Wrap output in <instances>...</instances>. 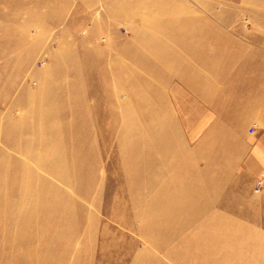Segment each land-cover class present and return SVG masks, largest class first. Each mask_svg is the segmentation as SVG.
I'll use <instances>...</instances> for the list:
<instances>
[{
  "label": "rangeland",
  "instance_id": "obj_1",
  "mask_svg": "<svg viewBox=\"0 0 264 264\" xmlns=\"http://www.w3.org/2000/svg\"><path fill=\"white\" fill-rule=\"evenodd\" d=\"M6 62L0 264H264V179L246 180L231 135L197 143L213 117L189 77L264 68V0H0ZM149 112L188 156L150 159ZM159 195L177 199L166 214Z\"/></svg>",
  "mask_w": 264,
  "mask_h": 264
},
{
  "label": "crops",
  "instance_id": "obj_2",
  "mask_svg": "<svg viewBox=\"0 0 264 264\" xmlns=\"http://www.w3.org/2000/svg\"><path fill=\"white\" fill-rule=\"evenodd\" d=\"M250 65L251 62L247 65L240 64L236 71L237 75L230 81L226 79L231 70H223V67L215 63L211 66L208 64L210 68L208 76H205L203 71L189 77L193 78L190 86L193 89L194 101L197 102L194 106L202 104L195 110L205 109L203 104H206L213 117L211 127L207 128L208 133L205 136L210 142L204 137L197 143L213 144L217 139L224 136L228 138L229 135L235 138L232 140L240 145L242 172L251 185L257 180L264 179V68H250ZM248 85L251 86L247 88ZM237 89H241L242 93L235 91ZM199 117L194 119L195 123ZM247 126L255 127V133L248 134Z\"/></svg>",
  "mask_w": 264,
  "mask_h": 264
},
{
  "label": "bare ground",
  "instance_id": "obj_3",
  "mask_svg": "<svg viewBox=\"0 0 264 264\" xmlns=\"http://www.w3.org/2000/svg\"><path fill=\"white\" fill-rule=\"evenodd\" d=\"M4 42H6V41H4ZM14 63L16 65L21 66L19 61H17V60ZM7 65H9L8 62H6L4 64L3 68H0V73L2 72V70ZM128 71L130 72V74H132L135 77L136 80L137 79H138V81L141 80L140 77L139 76L137 77V75L133 71H131L129 69L127 70V72ZM144 82L145 81H142L141 83H144ZM147 83L149 84L148 81H147ZM139 88L140 89L137 91L138 95L135 98V100H138V102H140V103L144 102V100L147 101L148 100L147 99L148 93L150 94V92H149L150 86L147 90L142 89L141 87H139ZM150 108H151V104H150ZM146 109H147V107H146ZM148 110H149V105H148ZM136 112H137V114H136L137 116L135 115V120L137 122H140L141 120L145 119L144 118L145 116H144V114H142L141 111H136ZM157 113H159V111ZM149 114L152 115L150 117L148 116V118H150L148 120L153 124L152 127H158V129L153 131V129L151 127V134L148 136L147 139H145V143L147 144V146L149 148V151H148L149 154H152V148H154L156 150V152L159 153V154H157V156L153 155L152 158H150V159H152L153 162L154 161H159V162L163 161V162L167 163L169 166H172L173 164L176 163L177 160H180L181 158L183 159L184 157L188 156V154H190V152H188L189 150H187V148L181 147L182 143H179L181 141V138H178V140H177L176 138L171 139V137H170V131L172 130L170 128H171L172 124L174 123L173 119H168V117H166V116L164 118L163 117L153 118L154 114L151 112H149ZM123 115L125 118L128 116H131L130 112H125ZM135 127H136V124H135ZM126 130H128V126H127ZM175 135H176V133L174 134V136ZM121 142L124 146L130 144V146H129L130 151L134 152L136 150V145L133 144V142H135V136L130 137V139L129 138H127V139L121 138ZM136 142H139L141 145H143L139 138L137 139ZM121 148H122V146L120 145L116 149L119 150ZM140 154L142 155L141 149H140ZM154 156H155V158H154ZM182 167H184V166H182ZM154 173H155V171H154ZM185 173H186L185 178H188V183H190L191 186H195V185H193V181L191 180L192 176H189V175H191L190 169H187L185 167ZM194 176H195L194 177L195 181L199 180L198 174H195ZM181 182L182 181L177 183V185H175V186L182 187L184 183L181 184ZM200 196H202V192L200 193ZM188 198H190V197H188ZM172 202H177V199H174V198L169 199L168 197H167V199L166 198L163 199L162 195H159V200L157 202H154V206H157L156 208H157L159 214L160 213L166 214L165 211L167 209H169V204H171ZM178 202H180V201H178ZM181 202H186V200L183 199ZM208 203H211V202H208ZM48 212H49V210L47 211V213ZM49 215H51V213H49Z\"/></svg>",
  "mask_w": 264,
  "mask_h": 264
},
{
  "label": "built area",
  "instance_id": "obj_4",
  "mask_svg": "<svg viewBox=\"0 0 264 264\" xmlns=\"http://www.w3.org/2000/svg\"><path fill=\"white\" fill-rule=\"evenodd\" d=\"M262 182L263 181L261 179L260 180H257L256 183H255L256 188H259L262 185Z\"/></svg>",
  "mask_w": 264,
  "mask_h": 264
}]
</instances>
